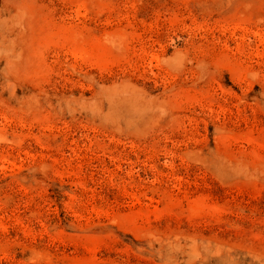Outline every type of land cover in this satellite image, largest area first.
Segmentation results:
<instances>
[{"label":"rangeland","instance_id":"1","mask_svg":"<svg viewBox=\"0 0 264 264\" xmlns=\"http://www.w3.org/2000/svg\"><path fill=\"white\" fill-rule=\"evenodd\" d=\"M0 264H264V0H0Z\"/></svg>","mask_w":264,"mask_h":264}]
</instances>
